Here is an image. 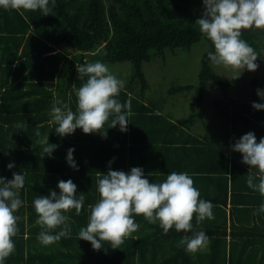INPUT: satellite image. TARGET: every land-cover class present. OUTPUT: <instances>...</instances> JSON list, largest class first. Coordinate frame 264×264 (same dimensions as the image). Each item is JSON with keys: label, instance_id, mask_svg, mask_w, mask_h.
<instances>
[{"label": "trees", "instance_id": "obj_1", "mask_svg": "<svg viewBox=\"0 0 264 264\" xmlns=\"http://www.w3.org/2000/svg\"><path fill=\"white\" fill-rule=\"evenodd\" d=\"M203 11L202 0H56L47 16H42L39 10L21 14L0 9V177L11 179L13 172L23 173L25 177L21 190V199L25 203L15 213L20 217L19 232L14 238L15 243H20L17 244L19 250L26 242V235L27 241H31V237H37L41 231L35 222L38 214L33 200L36 197L47 196L50 190L59 192L57 184L61 180H95L98 174L107 173V165L129 172L136 166L133 152L139 142L140 146H153L154 152L158 150V156L172 144L183 151V155L188 152L194 154L196 161L210 164L216 175L224 176L230 171L231 176L248 175L246 164L231 159L228 153L209 144L204 135L193 132L201 118L197 108L207 85L210 82L223 88L229 85L215 73L207 54L200 66L201 94L191 105L189 117H175L173 113H164L157 104L153 105L155 108L147 104L150 86L143 72L145 63L165 57L168 51L191 49L201 42L212 45L195 24ZM59 23L63 30L58 35L52 34L50 28ZM241 38L259 54L263 40L258 39L252 29L243 30ZM97 61L108 67L129 63L133 79L141 82L140 92L137 88L123 87L118 97L122 103L131 104L129 124L143 122L149 125L152 119L159 134L175 139V133L167 132L173 130L182 133L185 139L180 134L177 143L159 140L158 133L148 139H136L131 127L130 133L128 127L126 132H121L118 125L108 128L107 123L100 130L106 135L85 134L78 128L71 135L59 136L50 115L52 106L56 101H62L75 111L76 90L87 80L86 75L79 78L77 68ZM189 89L190 86H173L169 94L174 96ZM166 116H173L174 120ZM48 135L49 142L57 145L52 158L43 155L40 143ZM101 146L115 149L113 152L117 156L104 162L81 160L85 149ZM69 148L75 149L73 157L78 171L66 162ZM11 162L16 167L9 170L7 164ZM71 212L69 222L76 217L75 211ZM25 215H28L27 223ZM16 263L20 264L19 260Z\"/></svg>", "mask_w": 264, "mask_h": 264}, {"label": "clouds", "instance_id": "obj_2", "mask_svg": "<svg viewBox=\"0 0 264 264\" xmlns=\"http://www.w3.org/2000/svg\"><path fill=\"white\" fill-rule=\"evenodd\" d=\"M202 2L203 15L195 24L212 43L214 50L207 52V59L214 65L242 70L237 77L244 70L255 71L259 55L241 37L243 30L264 29V0ZM55 4L56 0H0V9L15 10L21 14L39 10L42 16H47ZM77 71L79 78L86 75L87 80L76 90L75 111L62 101H56L52 106L50 115L56 124L55 132L63 137L79 128L85 134H104L100 130L106 123L108 128L118 125L121 132H126L132 111L130 102L122 103L118 99L124 81L99 61L87 63ZM257 96L264 101V89L258 88ZM252 107L264 110V102H253ZM40 143L43 155L52 158L57 145L49 142V135ZM229 147L242 155V163L250 166L247 187L264 197V137L257 142L255 134L248 132ZM74 151V148L67 150L66 162L78 171ZM14 167V162L7 164L9 170ZM24 185L23 173L13 172L11 179L0 177V264H6L15 251L14 238L19 232L20 219L15 213L25 203L21 199ZM57 188L59 192L50 190L49 195H40L33 200L38 214L36 223L41 228L37 239L45 246L71 235L68 213L74 210L75 215H80L85 203L84 194H77V186L71 179L59 181ZM97 191L100 198L89 205L88 223L77 233L78 240L90 242L94 250H101L104 245L120 249L124 241L139 229L140 225L134 220V216L139 215L150 224L158 223L164 234L170 229L191 232V236L182 237L179 241L186 252L197 253L210 244V237L203 230L196 231L192 221L193 217L196 224L205 219L213 220L214 205L210 200L201 198L199 189L187 172L173 171L162 182H150L141 167H133L125 173L112 170L109 166L107 173L97 180ZM253 215H264V201L254 209Z\"/></svg>", "mask_w": 264, "mask_h": 264}, {"label": "crops", "instance_id": "obj_3", "mask_svg": "<svg viewBox=\"0 0 264 264\" xmlns=\"http://www.w3.org/2000/svg\"><path fill=\"white\" fill-rule=\"evenodd\" d=\"M65 47L64 45L63 48ZM57 50L59 51L60 48L57 47ZM147 104L150 105L148 101ZM166 117L174 120L173 116ZM213 117L210 116L208 120ZM218 117L227 122L228 129L235 120L234 116ZM150 121L149 125L143 122L128 124V132L130 133L131 127L136 139L154 137L159 132L153 127L152 119ZM161 124L164 123L161 122ZM167 132L175 133V139H171V135L166 136L162 133L159 134L160 136L156 135L157 139L177 143L178 135L182 134L173 130H167ZM193 132L195 135H204L195 127ZM204 136L209 144L228 153L231 159L242 161L231 150L229 144L228 148L221 147L214 138ZM183 139H185L184 136ZM140 145L141 142L136 145L139 147H136L137 149L133 152V160L135 167H141L150 182H162L167 174L173 171L187 172L192 176L194 186L199 189L201 198L213 203L215 216L213 220L205 219L196 224L195 217H193L192 221L196 231L203 230L210 237V244L205 250L197 253L186 252L184 246L179 245V241L182 237L191 236V232H177L175 229H170L167 234H164L158 223L150 224L142 215L134 216L135 222L140 227L124 241L120 249H112L104 245L101 250H94L90 242L78 240L79 229L88 223L89 205L95 204L100 198L97 191V180L102 175L98 174L97 179L89 182L73 180L77 186V194L81 192L84 194L85 203L80 215H75L76 217L71 219L72 232L68 238H62L55 244L45 246L38 241L36 235L31 237L33 239L31 241H27L26 235V242L22 243L23 248L19 250L17 244L20 243H15V251L7 259L6 264H17V260L20 264H264V215H253L254 209L264 201V197L247 187L246 173V175L231 176L230 171L224 176L216 175L217 173L212 171L213 167L210 164L196 161L194 154L188 152H185L184 156L182 154L184 152L172 144H168V147L163 150L164 154L160 156L157 155L158 150L154 152L153 146ZM113 150L115 149L103 146L88 148L83 151L85 156H82L81 160L86 163H89L90 159L104 162L108 158L117 156ZM92 153L94 155L91 156ZM107 166H110L112 170L115 169L114 165ZM236 172L238 173L239 170L237 169ZM71 213L69 212L68 215L70 216ZM27 216L25 215L26 223L28 222ZM36 226L41 230L37 223Z\"/></svg>", "mask_w": 264, "mask_h": 264}, {"label": "rangeland", "instance_id": "obj_4", "mask_svg": "<svg viewBox=\"0 0 264 264\" xmlns=\"http://www.w3.org/2000/svg\"><path fill=\"white\" fill-rule=\"evenodd\" d=\"M63 30L62 23L50 28V32L58 35ZM252 31L263 40L259 51L255 71L234 70L231 67L218 66L211 63L215 73L222 82L229 84L225 88L210 82L203 92V99L198 105L200 119L195 128L214 138L221 147L228 148L242 135L253 132L259 142L264 137V110H256L253 102L261 101L257 89H264V29ZM212 50V45L201 42L191 49H176L168 51L165 57H158L151 63L143 65V72L150 86L147 100L150 104L159 105L164 113H173L175 117H189L191 105L199 99L201 90L199 83L200 66L203 57ZM110 71L124 81V88L141 90V82L133 79L132 65L129 63L109 67ZM237 77V78H236ZM173 86H190L191 89L174 96L169 94ZM210 116H214L208 120ZM218 116H234L229 129L227 122ZM238 116V117H237ZM242 116H245L244 118ZM242 160V155L234 152Z\"/></svg>", "mask_w": 264, "mask_h": 264}]
</instances>
